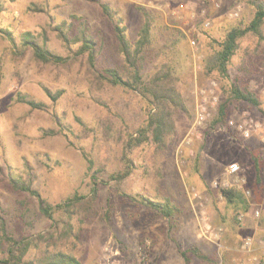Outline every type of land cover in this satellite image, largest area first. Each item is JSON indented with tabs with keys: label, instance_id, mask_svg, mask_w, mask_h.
Segmentation results:
<instances>
[{
	"label": "rangeland",
	"instance_id": "obj_1",
	"mask_svg": "<svg viewBox=\"0 0 264 264\" xmlns=\"http://www.w3.org/2000/svg\"><path fill=\"white\" fill-rule=\"evenodd\" d=\"M257 1L264 2L0 0V214L7 231L21 238L45 232L51 223L40 213L37 198L16 191L12 178L30 181L44 199L58 204L75 193L89 197L93 173L101 169L105 182L92 203L91 217L86 219L81 210L71 221L78 240L69 238L67 246L83 264H261L264 215L257 219L252 212L264 208V188L262 201L257 203V175L249 171L247 147L260 149L264 156V42L251 34L240 40V49L229 65L230 79L206 76L203 71L205 55L217 47L214 41H223L232 27L249 24ZM103 5L123 19L132 43L144 24L139 7L154 14L144 78L149 79L161 62L173 60L176 74L184 80L182 93L189 109L174 114L176 134L166 149L143 145L132 153L136 168L121 183L108 177L122 169L123 142L144 124L146 114L140 96L97 77L104 68L124 64L114 23ZM235 10L238 16L231 17ZM63 23L72 34L85 29L93 38V65L88 53L75 55L80 42L69 49L58 38L56 27ZM27 32L51 52L68 58L69 64L38 62L34 51L22 45V35ZM175 36L181 38L177 51L163 53ZM233 81L259 97L260 109L231 100ZM44 88L62 95L54 101ZM24 98L43 103L44 109H32ZM225 103L227 121L213 127ZM203 110L205 119L199 122ZM230 122L259 124L260 130L246 139ZM61 126L77 134V140L71 137L76 146L70 145ZM83 151L94 161L93 170ZM232 163L240 165L239 176L227 174ZM239 177L245 180L243 186H237ZM226 179L251 202L249 211L238 217V224L222 189L214 186ZM246 190L250 195L246 196ZM121 193L151 199L167 196L180 211L172 220H156ZM110 204L114 210L106 220ZM62 218L68 219L67 214ZM208 228L218 239H210ZM248 239L253 240L250 248L245 247ZM192 248L200 249L208 259L190 252L186 262L181 252ZM36 254L37 249H32L29 258Z\"/></svg>",
	"mask_w": 264,
	"mask_h": 264
},
{
	"label": "trees",
	"instance_id": "obj_2",
	"mask_svg": "<svg viewBox=\"0 0 264 264\" xmlns=\"http://www.w3.org/2000/svg\"><path fill=\"white\" fill-rule=\"evenodd\" d=\"M253 5L255 14L249 24L244 28L240 26L232 27L223 41H214L217 47L205 55L204 58V75L218 74L224 79H230L229 65L240 49V40L244 36L251 34L258 38L260 42H264V2L257 1ZM103 9L114 23L119 43L118 50L124 58V64L114 68H104L98 72L97 77L111 86L119 87L140 96L144 102V112L146 114L144 124L135 131L130 132L123 142L122 169L110 174L108 177L111 181L121 183L128 179L136 168L131 157L132 153L143 145H154L159 150L166 149L171 138L176 134L174 114L176 112L188 113L189 109L182 93L184 80L176 74L173 60L161 62L157 67L158 70L149 79L146 80L144 78L143 71L149 55H151L150 51L153 43L152 26L155 20L154 14L145 8L139 7L144 17V24L140 30L139 38L135 43H132L128 38L127 27L124 26L123 19L110 6L103 5ZM56 32L58 38L69 49L72 43L80 42L81 45L75 55L88 53L89 61L93 65L96 43L85 29H81V33L74 35L67 24L63 23L56 27ZM8 37L15 45L14 38L10 34H8ZM180 41L181 38L175 36L174 40L166 46V49L161 51L163 53H166L169 49L172 52L177 51ZM22 45L25 49L29 47L34 51V56L38 62L62 66L69 64L68 58L55 54L39 44L30 32L22 35ZM44 91L54 101H57L62 95V92L53 94L48 88H44ZM230 97L232 101L245 102L259 109L262 104L253 91L241 87L237 81H233L230 87ZM22 101L30 105L32 109H44L43 103L27 98L22 99ZM227 117V104L225 103L220 106L213 127L224 124L227 121ZM56 120L61 123L59 116L58 118L56 116ZM61 127L60 131L68 139L70 145L76 146L77 144L72 138L77 140V134L68 126ZM54 133L55 131H51V134ZM247 151L257 175V184L254 191L255 201L261 203V194L264 188V156L260 149L247 147ZM83 154L89 169L93 170L94 161L85 151H83ZM93 174V184L89 197L75 193L58 204H51L44 199L37 190L33 189L30 181L12 178V186L16 191L28 193L32 197L37 198L40 213L51 223L50 228L43 233L16 238L7 231L5 222L0 214V264H83L68 248L67 243L69 238L73 241L78 240V235L74 233V225L71 223L73 217L78 211L82 210L86 219H89L92 215V203L97 200L100 187L104 186L103 170H95ZM221 193L234 209L236 213L235 222L238 224V217L249 211L251 202L245 198L244 193L238 188L222 189ZM121 195L123 198L133 202L137 207L145 209L156 220H172L180 211L173 200L167 196L162 199H151L139 194L121 193ZM1 209L0 206V213ZM113 210L114 208L110 204L105 212L106 220H110ZM66 214L68 219L64 220L62 217ZM60 230L62 231L61 233ZM32 249H37V254L29 258ZM190 252L204 260L208 259V256L202 255L200 249L192 248L190 251L181 252L186 262H189L188 254ZM261 264H264V260Z\"/></svg>",
	"mask_w": 264,
	"mask_h": 264
},
{
	"label": "built area",
	"instance_id": "obj_3",
	"mask_svg": "<svg viewBox=\"0 0 264 264\" xmlns=\"http://www.w3.org/2000/svg\"><path fill=\"white\" fill-rule=\"evenodd\" d=\"M231 17H236L238 16V12H236V10L234 12H232L230 14ZM206 25H209V21L206 22ZM192 45H196V42L193 41ZM205 119V110H203L200 115L198 116V121H204ZM229 125L231 126H235L238 131L242 134V136L246 139L250 138L253 136V133H256L260 130V126L259 124H248V123H243V124H239V125H235L234 122H230ZM263 141H264V136H263ZM241 172V167L238 163H232L228 166L227 168V174L230 176H239ZM244 178L239 177L237 179V186H243L244 185ZM214 186L221 188V189H230L232 187H234V184H232L228 179L223 180V181H216L214 182ZM246 196L250 195V191L246 190L245 191ZM197 197V195H195ZM253 216L257 219L261 218L262 215H264V208L263 207H258L256 209L253 210L252 212ZM241 219V218H240ZM207 233L209 234L210 239H218V234H213L210 229L208 228ZM253 245V240L252 239H248L245 241V247L246 248H250ZM264 260V250L262 251V258Z\"/></svg>",
	"mask_w": 264,
	"mask_h": 264
},
{
	"label": "crops",
	"instance_id": "obj_4",
	"mask_svg": "<svg viewBox=\"0 0 264 264\" xmlns=\"http://www.w3.org/2000/svg\"><path fill=\"white\" fill-rule=\"evenodd\" d=\"M249 164H250V170H249V171H250V172H251V171H253V172H254V168H253V163H252V161H250V163H249ZM251 173H252V172H251ZM252 184H253V183H252Z\"/></svg>",
	"mask_w": 264,
	"mask_h": 264
}]
</instances>
